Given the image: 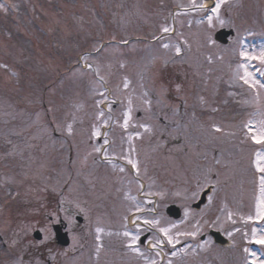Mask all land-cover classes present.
Returning a JSON list of instances; mask_svg holds the SVG:
<instances>
[{
    "label": "rangeland",
    "instance_id": "1",
    "mask_svg": "<svg viewBox=\"0 0 264 264\" xmlns=\"http://www.w3.org/2000/svg\"><path fill=\"white\" fill-rule=\"evenodd\" d=\"M0 4V231L11 227L0 238V264H115L122 256L124 264H142L148 250L129 243L144 228L155 264L264 261V245L254 242L264 235V173L257 169L264 143L253 140L264 131V64L248 59L264 52V0ZM228 26V43L215 41L214 32ZM163 66L180 83L163 81ZM207 187L205 201L192 206ZM47 188L59 194L57 212L13 216L14 196L41 206ZM172 202L179 218L165 214ZM78 211L84 222L67 246L49 248L44 260L13 252L15 239L50 243L51 224L70 225ZM210 229L228 243H215Z\"/></svg>",
    "mask_w": 264,
    "mask_h": 264
},
{
    "label": "trees",
    "instance_id": "2",
    "mask_svg": "<svg viewBox=\"0 0 264 264\" xmlns=\"http://www.w3.org/2000/svg\"><path fill=\"white\" fill-rule=\"evenodd\" d=\"M163 81H167L166 79H169V82H179L178 80V75L176 73H171L167 72L163 67H161V72H160ZM14 199L18 200H12L10 201V208L11 212L14 217H17L19 220L23 221L27 219L28 216L22 218L25 215H29L30 213H36V216L40 213L41 216H44L43 210L45 208H49L54 211H58L60 209V202L61 199L59 198V194L55 193L54 191L50 189H46L44 191V199L42 201V205L40 206V202H34V200L30 198H25L19 195H16L13 197ZM19 202V203H17ZM22 207V208H20ZM71 214V213H69ZM44 218V217H42ZM29 220V219H27ZM55 246V242L52 240L50 243H44L43 245H33V246H28L23 243V241H14V245L12 246L13 252L16 253L17 255L22 256L23 260L27 259H46V255L48 253L49 248Z\"/></svg>",
    "mask_w": 264,
    "mask_h": 264
},
{
    "label": "flooded vegetation",
    "instance_id": "3",
    "mask_svg": "<svg viewBox=\"0 0 264 264\" xmlns=\"http://www.w3.org/2000/svg\"><path fill=\"white\" fill-rule=\"evenodd\" d=\"M233 36V35H232ZM231 37V36H230ZM229 37V38H230ZM135 115L138 117V116H140L141 114H140V112L137 110L136 112H135ZM159 119H161L162 121H163V119H162V117H159ZM165 125V129L167 128V129H169V126H166V124H164ZM158 127H162V126H160V124L158 125ZM139 200L138 199H135L132 203H134V204H136V206L137 205H139ZM20 208H22V207H20ZM118 211V212H117ZM123 211V210H122ZM81 212V211H80ZM113 212H115L114 214H118V213H120V214H122L121 213V209H119V208H117L116 206L114 207V211ZM133 212H134V210L133 209H129L128 211H126L125 213H124V221L123 222H120V223H118L117 222V224H118V227L119 228H121V229H123L124 228V224H128V217H129V215L130 214H133ZM113 214V215H114ZM71 215V214H70ZM73 215V214H72ZM75 215V214H74ZM119 215V214H118ZM165 215V214H164ZM9 218H10V215H9ZM104 223H108L107 222V220H104L103 221ZM83 223V221H81V222H78L77 221V219L75 218V216H73V220L71 221V224L69 225V224H64V228L65 229H67V231H68V233H76V232H78V230L76 229V224H79V225H81ZM9 226L7 227V229H5V230H3V232L1 233V231H0V238L1 237H6L9 233H10V231H11V227H10V224H8ZM131 232H132V234H138L139 233V231L138 230H132L131 229ZM117 237H119L118 238V241H123V240H125V238H124V236L123 235H121V236H117ZM135 238L136 239H133L132 238V241L129 243V246L130 247H136L135 249H140V251H142V250H144V249H147L148 251H147V253H145V256H143V262H142V264H155V250L153 249V245H154V242H153V245H150L149 246V244H150V242L152 241V236H151V230L150 229H148V228H144L143 230H142V232H141V234H140V236L138 237V239H137V237L135 236ZM151 240V241H150ZM57 247V246H56ZM124 245L122 244V243H119V245H118V249L120 250V256H122L123 254H124ZM164 248V247H163ZM165 248H166V246H165ZM118 255V256H119ZM164 256H165V253L163 254ZM138 256V255H137ZM129 258V257H128ZM129 259H132V260H134L135 262L136 261H138V257H136V255L135 254H131V258H129ZM163 259V258H162ZM146 261V262H145ZM111 262V261H110ZM110 262H108L107 264H113V262L112 263H110ZM162 262H164V261H162ZM115 264H124V257L122 256L121 258L120 257H118L117 259H116V261H115Z\"/></svg>",
    "mask_w": 264,
    "mask_h": 264
},
{
    "label": "water",
    "instance_id": "4",
    "mask_svg": "<svg viewBox=\"0 0 264 264\" xmlns=\"http://www.w3.org/2000/svg\"><path fill=\"white\" fill-rule=\"evenodd\" d=\"M233 33V30L232 29H225V28H220L218 29L215 34H214V38L220 42H223L225 43L227 41V36L229 34H232ZM210 188L207 187L205 188L201 194H200V197L198 198V200L196 202H194L192 204V206L198 208L206 199V194L209 192ZM166 212L173 216V217H178L180 215V209L177 205L175 204H169L167 207H166ZM53 229H54V235H55V239L57 241L58 244L64 246L66 244H68L69 242V237H68V234H67V231L66 230H63L62 229V226L60 224H55L53 226ZM209 234L213 237V239L216 241V242H219V243H222L224 244L227 239L222 235V233L218 230H214V229H210L209 230ZM34 237L35 238H40V232L39 231H34L33 233Z\"/></svg>",
    "mask_w": 264,
    "mask_h": 264
},
{
    "label": "snow or ice",
    "instance_id": "5",
    "mask_svg": "<svg viewBox=\"0 0 264 264\" xmlns=\"http://www.w3.org/2000/svg\"><path fill=\"white\" fill-rule=\"evenodd\" d=\"M202 7V6H201ZM220 5L219 3L216 4L215 6V9H213L214 11H217L219 9ZM0 8H5V5L4 4H0ZM211 17H209V22H211ZM163 31L164 32H169L170 29L165 27L163 28ZM165 48L168 47L167 44L164 45ZM176 52L179 53L180 52V49L179 47L176 48ZM248 59H259L260 63L261 64H264V52L261 53V55L259 57H248ZM250 76V73H247V71L245 72V76L244 77H241L243 80H244V83L245 84H249V79L248 77ZM255 81H252V83L250 84V86L254 87L255 86ZM125 87H127V81H125ZM260 87L264 88V84H261ZM101 116L104 115L103 112L100 113ZM128 125V120L125 119L124 121V127L126 128ZM219 130V129H217ZM68 131L71 132V125L68 126ZM95 135H99V133H94ZM253 140L256 142V143H264V131H261L259 136H253ZM105 143H107V141H105ZM96 151H99V149H96ZM259 155V154H258ZM129 164L132 165L133 168H136L137 165L136 163H134L132 160H129L128 161ZM257 169L259 172L261 173H264V166H261L259 161L257 162ZM261 190L262 192H264V176L261 177ZM258 216L260 219H264V211H261L258 213ZM251 219V217L249 218ZM146 223H149V224H152L154 223L153 221H145ZM101 231V229H97V232ZM161 231H165V229H161ZM125 235H127V233H125ZM253 237L255 238L256 237V232L255 230H253V233H252ZM133 239H136L135 237ZM171 243V240L169 241ZM254 242L257 243V244H260V245H264V235H261L258 239H254ZM245 251H247V249H245ZM253 264H255V262H253ZM261 264H264V261L261 262Z\"/></svg>",
    "mask_w": 264,
    "mask_h": 264
}]
</instances>
